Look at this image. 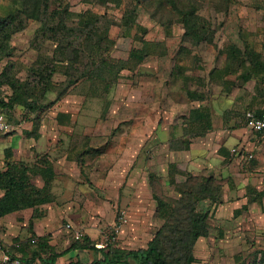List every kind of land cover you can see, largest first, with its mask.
<instances>
[{
    "label": "rangeland",
    "instance_id": "rangeland-1",
    "mask_svg": "<svg viewBox=\"0 0 264 264\" xmlns=\"http://www.w3.org/2000/svg\"><path fill=\"white\" fill-rule=\"evenodd\" d=\"M53 1L56 4L58 2ZM200 1L202 5L198 14L210 21L214 40L213 43L202 42L192 46L191 42L183 41L184 27L170 7L161 9L155 20L151 13H156L154 11L158 7L152 6L150 13L146 6H141L135 22L139 28L134 27L130 32H126L122 23L128 10L127 0H66L74 13L92 11L96 14H107L113 21L109 32V38L114 42V46L109 50L112 63L129 60V55L134 49L149 52L141 63L129 61L127 69L121 73L119 83L105 98L100 97L103 87L89 82L90 97L84 108L75 115L78 121L89 124L100 122V126L92 130L101 142H105L106 138L111 141V138L119 136L121 132L133 130L132 127L128 128L129 125L122 126V122L139 121L141 125L137 130H145V126L153 125L155 136L160 141L164 140L162 133H170V140L166 144L168 147L171 145V149L180 148L183 141L189 143L190 149L192 140L198 138L187 125L191 108H208L212 113L213 122L218 125L223 119L232 120V133L233 130L245 129V115L248 111L264 108V90L256 91L259 84L257 80L253 78L244 82L238 78L250 65L251 51L261 54L264 62V0ZM16 7L13 0H0V16L8 15ZM40 25L37 21H29L25 30L12 37V56L0 60V74L12 64L9 73L13 79L22 83L26 81L38 57V52L30 47V43ZM183 46L189 51L181 53ZM43 48L50 57L53 43L46 42ZM233 51H236L239 60L232 58ZM54 79L60 82L64 77L57 74ZM261 88L264 89V85ZM188 92L202 96L204 101L194 103L188 98ZM11 94L12 90L8 85L0 86V97L7 98ZM150 102L153 107L146 106V103ZM41 103L47 105L50 101L46 98ZM215 105L221 109V114L214 112ZM224 109H227V112H224ZM27 115L24 111L19 112L18 118L12 115L13 128L6 136H27L28 131L25 129H22V133L17 130L23 121L29 119ZM235 136L239 137L240 134ZM203 137L204 135L201 139ZM138 142L142 147L137 161L138 167L149 173L147 177L148 180L152 179L153 187L149 182L148 192L140 191L136 196L135 192L131 193L126 189V184L122 186L120 193L106 192L97 185L107 177L84 176L86 186L83 185L80 190L76 188L71 193L69 198L72 204L67 210L68 216L60 221L63 229L67 230V244H74L77 241V233H80V240L88 239V243L96 247H106L110 237H115L117 249L125 251L133 250L128 249L131 247L139 248L141 244L146 245L147 239L150 238L151 241L163 224L157 215L153 190L160 197L178 199L180 195L175 189V184L183 183L186 175L191 173L212 176L222 187L220 204L209 201L200 203L199 210L205 212L209 209L210 217L209 236L200 239L194 247L197 261L200 264H264V178L254 173L257 167L264 169V163L261 165L257 159L247 160L246 157L233 155L228 149L231 147H228L224 154L208 152L205 160L195 161L193 164L184 151L168 150L167 153L161 144H158L155 145L154 164L147 167V164L151 163V157L146 152L145 139L139 137ZM239 143L235 144V148L239 149ZM241 149L244 151V148ZM169 165L176 166L177 172L173 177H168ZM259 186L261 187L258 188ZM58 194L60 192L57 191L55 195ZM244 197L248 201L247 204L238 207L232 205L233 202H241ZM132 198L140 200L147 209L149 223L146 226L135 213ZM250 200L254 201L249 202ZM59 210L54 209L56 215ZM121 212L128 215L129 222L122 232L116 235L114 229ZM136 231L141 235L146 231L147 236L140 238L138 244L133 246L128 240ZM32 237L36 239L34 233ZM36 240L37 244L29 248L12 247L18 241L10 248V244L0 241V264H6L3 257L7 250L13 259L19 260L20 263L22 259H30L39 251L41 257L35 259L33 264H50L49 256L56 253V249L62 251L65 248L64 245L57 248L49 246L50 250L46 248L44 252L39 247L41 241L39 238Z\"/></svg>",
    "mask_w": 264,
    "mask_h": 264
},
{
    "label": "trees",
    "instance_id": "trees-1",
    "mask_svg": "<svg viewBox=\"0 0 264 264\" xmlns=\"http://www.w3.org/2000/svg\"><path fill=\"white\" fill-rule=\"evenodd\" d=\"M123 27L130 32L135 25L138 10L141 6L151 13L152 6H157L151 13L153 19L158 18L161 9L171 8L184 27L183 41L191 42L197 46L202 42L213 43L214 31L211 30L210 21L198 14L201 7L200 0H127ZM16 9L6 16H0V60L11 57L13 49L10 46L12 37L25 30L29 21H37L41 25L37 30L30 47L38 52L35 66L30 69V74L25 82L13 79L9 70L4 69L0 74V86L8 85L11 96L0 97V105L7 115L14 106H22L29 112H41L50 107L54 102L42 105L49 92H55L56 100H61L69 90L81 81H89L103 87L101 98H105L111 89L120 81L122 71L127 69L130 60L137 63L144 61L149 52L134 49L129 55V60H118L112 63L109 59V50L114 42L109 38L113 21L107 14H96L92 11L74 13L66 0H13ZM160 20V19H158ZM134 23V24H133ZM46 42H52L53 51L48 56L43 48ZM189 51L181 47L180 52ZM250 65L239 75V79L249 82L255 78L256 91L264 90V62L259 53L251 51L249 54ZM232 58L239 60L236 51ZM118 64V65H117ZM60 74L64 81L54 82L55 75ZM191 101L203 102L204 98L196 93H187ZM260 114V111H256ZM212 113L200 106L190 111L187 125L196 136H203L212 130ZM205 124V125H204ZM199 125V126H198ZM198 126V127H197ZM180 148L171 149L186 151L189 143L183 141ZM48 184L45 173L39 171ZM175 165H169L168 177L175 176ZM33 172L19 164H8V169L0 173V187L5 190L0 199V217L26 208H34L54 198L47 191L38 190L32 183ZM150 186L152 179L149 180ZM179 193L178 199L160 197L153 190V198L157 204V215L163 221L154 238L148 243L146 249L125 251L117 249L115 243L109 241L106 247L97 248L89 244L88 239L76 241L72 248L75 250L87 249L102 258H96L90 264H200L194 256V247L202 238L209 236L208 219L210 210H199L200 203L209 201L220 204L222 187L212 176L187 174L183 183L175 184ZM254 201V200H253ZM39 247L42 251L49 248L46 237L39 238ZM84 241H87L85 243ZM32 245V244H31ZM22 247V245H21ZM20 247V248H21ZM47 248V249H46ZM50 250V248H49ZM36 251L32 258L22 259L20 264H33L40 258ZM60 257L52 253L50 264H55ZM70 264H82L80 261Z\"/></svg>",
    "mask_w": 264,
    "mask_h": 264
},
{
    "label": "crops",
    "instance_id": "crops-1",
    "mask_svg": "<svg viewBox=\"0 0 264 264\" xmlns=\"http://www.w3.org/2000/svg\"><path fill=\"white\" fill-rule=\"evenodd\" d=\"M53 81L59 82L56 79ZM89 84V81H81L77 86L71 88L61 100H56L55 92H49L46 97L47 101L54 103L41 112H29L22 106H14L6 116L13 128L12 115L18 118L19 112H27L29 119L23 121L17 130L18 133H22V129H25L26 132L28 131V135L24 137L21 135L23 138L20 135H0V173H4L8 169V164L23 165L24 168H29L33 172L31 183L35 184L34 186L38 190L47 191L49 196L51 194L54 197L53 199L50 198L51 201L34 208L25 207L23 210L0 217V241L10 244V248L17 241L22 247L27 246L29 248L34 246L29 243L34 238L32 237L33 233L36 235V239L46 237L48 244L54 248L65 246L62 251L56 249V253L60 257L55 264H70L77 261L82 264H90L94 259H100L102 256L87 249H73V244H67V230L63 229L62 222H60L61 218L68 216L67 210L72 204L69 198L71 193L76 188L82 189L83 185L86 184V181L83 180L84 176L107 177L100 180L98 185L96 183L98 188L106 192L118 191L120 193L122 186L126 184L127 190L131 193L135 192L134 196L138 195L140 191L146 193L149 187L147 177L149 173L138 167L137 161L142 150L138 142L139 137L145 139L146 152L151 157V163L147 164V167L154 164L155 145L161 144L162 149H165L167 153L170 150L166 144L170 140V133H162L164 140L160 141L155 136L153 125L145 126V130H137L141 125L139 121L122 122V126L129 125L128 128L132 127L133 130L121 132L119 136L111 138V141H109L110 138H106L105 142L97 139L96 133L92 129L99 127L100 122L89 124L78 121L75 115L84 108L85 102L90 97L91 85ZM193 102L197 103V101ZM146 106L153 107V104L152 102L146 103ZM197 108L199 107L191 109ZM213 110L216 114H221V109L216 105ZM226 110L224 109V112ZM258 111L263 112L264 108ZM232 124L233 121H229L227 118L223 119L219 125L214 123L212 119L211 125L214 130L207 132L202 139V136L193 139L190 149L184 151L189 161L194 164L195 161L205 160L208 152L218 155L222 152L224 154L229 149L232 153L233 149H237L235 144L240 142V147L237 149L239 152L233 155L244 158L248 153H253L254 159L259 160L262 165L264 163V144L259 142L246 126L244 130H233L232 133L230 131V128L234 126ZM218 128H225L226 130H216ZM234 134H240V136L237 137ZM241 148H244V151ZM39 171L45 173L48 184ZM254 173L257 174L256 176L264 178L263 167L255 168ZM249 175L255 174L249 173ZM139 177L143 179H139ZM139 181L140 184H138ZM57 191L60 194L55 195ZM4 193L5 190L0 187V199ZM118 196L120 197L119 194ZM132 199L131 203L134 205L135 213L139 215L141 222L146 226L149 223L146 215L147 209L140 200ZM249 202H253V200ZM247 203L248 201L244 197L241 202H233L232 205L238 207ZM227 206L229 207L230 204L228 203ZM55 208L60 209L58 215L54 211ZM218 219L221 220L220 217ZM90 229L94 230L93 227ZM142 234L145 235L146 231ZM143 235L136 231L132 238H129L128 243L136 246L140 238H146L147 235ZM147 240L148 244L150 238ZM147 244H141L139 248L131 247L128 249H145Z\"/></svg>",
    "mask_w": 264,
    "mask_h": 264
},
{
    "label": "built area",
    "instance_id": "built-area-1",
    "mask_svg": "<svg viewBox=\"0 0 264 264\" xmlns=\"http://www.w3.org/2000/svg\"><path fill=\"white\" fill-rule=\"evenodd\" d=\"M245 119H246V127L248 128V130L255 135V137L257 138V140L259 142H262L264 144V111L261 112L260 114H258L256 111H248L245 115ZM12 131V125L10 124L3 108L0 105V135H4V134H8ZM239 152L237 149H233L232 153L235 154ZM247 160H253L255 158V155L253 153H248L246 156ZM129 222V218L128 215L125 212H121L118 220H117V224L116 227L114 229V233L116 235L120 234L123 227L125 225H127ZM81 234L77 233L76 235V240H80L81 239ZM115 237H110V239L108 241L114 242ZM30 244L35 245L37 243L36 239H31L29 241ZM2 246L0 245V248ZM15 248H20L21 244L17 243L16 245H14ZM98 248H104L105 246H99L97 245ZM3 262L6 264H20L19 260H15L13 259L11 253L9 252V250L4 252V257H3Z\"/></svg>",
    "mask_w": 264,
    "mask_h": 264
}]
</instances>
